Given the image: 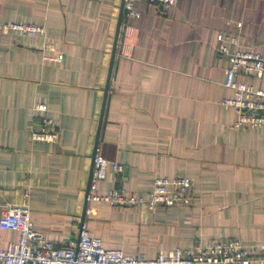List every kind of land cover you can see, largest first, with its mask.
Wrapping results in <instances>:
<instances>
[{
  "label": "crops",
  "instance_id": "crops-1",
  "mask_svg": "<svg viewBox=\"0 0 264 264\" xmlns=\"http://www.w3.org/2000/svg\"><path fill=\"white\" fill-rule=\"evenodd\" d=\"M122 2L0 0V26L44 30H0V216L26 205L34 230L56 246L84 225L125 256L235 241L264 257V133L235 129L237 112L222 104L229 56L264 58V0H177L168 10L136 2L139 15L120 19ZM219 35L238 43L219 53ZM57 54L61 62L45 58ZM236 80L264 90V74ZM45 117L58 138L34 142ZM96 152L106 160L98 193L144 197L156 178L187 177L190 206L87 202ZM18 240L0 229V249Z\"/></svg>",
  "mask_w": 264,
  "mask_h": 264
},
{
  "label": "built area",
  "instance_id": "built-area-1",
  "mask_svg": "<svg viewBox=\"0 0 264 264\" xmlns=\"http://www.w3.org/2000/svg\"><path fill=\"white\" fill-rule=\"evenodd\" d=\"M136 2L145 3L160 9H173L177 0H123L122 14L125 17L138 16L134 9ZM1 31H14L22 35H43L41 27L32 24L5 23ZM217 51L226 53L227 44L238 43L237 37H217ZM47 60L61 62L62 54L45 55ZM254 75L261 78L264 74V58L253 51L237 50L229 56L224 87L231 95L222 100L226 107L237 112L233 124L240 127L261 128L264 133V90L236 80L239 75ZM44 104H37L35 112L44 113ZM52 118L45 117L37 129H32L30 138L34 142H54L58 132L54 129ZM106 160L96 152L90 175L86 201L102 202L112 207L138 206L154 211L159 206H190L192 198L188 195L191 180L181 178H156L152 190L144 197L114 188L103 194L98 193L97 184L105 178ZM119 174L121 167L114 165ZM93 208L86 210L92 214ZM0 229L17 233L19 240L10 242L0 249V264H264V257L248 254L238 242L211 243L197 248H175L153 259L139 256H125L120 250H109L102 246L100 239L91 236L82 225L76 241L56 246L45 239L44 235L33 228L30 211L26 205L10 206L0 216Z\"/></svg>",
  "mask_w": 264,
  "mask_h": 264
},
{
  "label": "water",
  "instance_id": "water-1",
  "mask_svg": "<svg viewBox=\"0 0 264 264\" xmlns=\"http://www.w3.org/2000/svg\"><path fill=\"white\" fill-rule=\"evenodd\" d=\"M122 6H123V2H122ZM122 6H121V9H120L121 10V12H120V19H121V15H122Z\"/></svg>",
  "mask_w": 264,
  "mask_h": 264
}]
</instances>
